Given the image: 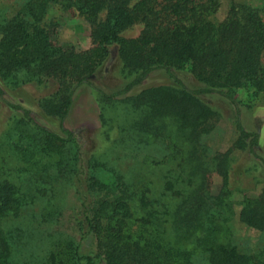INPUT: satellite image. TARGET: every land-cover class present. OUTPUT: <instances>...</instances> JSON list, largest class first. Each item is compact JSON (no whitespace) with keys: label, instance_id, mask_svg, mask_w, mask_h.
Here are the masks:
<instances>
[{"label":"trees","instance_id":"obj_1","mask_svg":"<svg viewBox=\"0 0 264 264\" xmlns=\"http://www.w3.org/2000/svg\"><path fill=\"white\" fill-rule=\"evenodd\" d=\"M54 3L73 6L93 23L105 11L92 32L93 48L78 52L52 41L54 25L44 16ZM218 6L217 0H24L13 15L0 18V78L12 88L56 80L58 89L40 106L59 119L62 135L8 101L1 85L0 99L20 112L19 122L43 138L46 156L59 154L56 163H66L62 150L75 139L63 123L74 90L90 83L88 78L101 64L116 56L126 81L111 94L93 87L100 96L125 94L152 71L164 69L176 85L148 88L132 97L133 108L146 111L140 129L157 121L167 135L197 136L213 114L200 95L217 92L237 106L234 94L240 89L264 93V17L253 7L232 4L226 18L215 23L211 16ZM139 19L145 23L139 35H121ZM185 67L202 86L189 89L176 77L175 71ZM235 126L240 146L254 153L258 134L243 127L237 107ZM22 156L29 160L32 153L23 149ZM77 157L71 169H77ZM178 167L167 172L156 196L148 187L134 191L120 179L114 184L111 178L92 175L87 188L78 190L76 240L54 241L35 261L18 256L22 234L0 226V264H193L197 253H204L209 264H264V248L247 253L233 243L226 225L232 207L225 192L210 199L204 173L185 170L181 163ZM29 203L19 185L0 178V220L18 215ZM239 218L264 232V187L259 196L243 200ZM87 237L95 241L92 253L81 250V240Z\"/></svg>","mask_w":264,"mask_h":264},{"label":"rangeland","instance_id":"obj_2","mask_svg":"<svg viewBox=\"0 0 264 264\" xmlns=\"http://www.w3.org/2000/svg\"><path fill=\"white\" fill-rule=\"evenodd\" d=\"M23 1L0 0V18L13 15ZM217 3L219 6L211 16L215 23L226 18L232 4L253 7L264 17V0H217ZM104 13L93 23L73 6L64 8L54 3L47 8L44 20L54 25L51 39L56 45L80 52L95 46L92 32ZM144 25L139 19L122 30L121 35L135 37ZM261 61L264 66V51ZM120 69L121 62L114 56L88 78L90 83L75 88L63 123L75 139L73 145L62 150L66 163H56L59 154L46 156L43 138L34 128L19 122L16 116L20 112L13 111L0 99V178L19 185L30 202L18 215H6L0 220L1 228L22 234L18 256L40 261L53 248L54 241L69 237L76 240L80 236L76 225L81 209L78 190L87 188L92 175L100 180L111 178L114 184L120 179L134 191L148 187L156 196L167 172L179 170V163L185 170L194 168L204 173L202 178L210 199L225 192L232 207V213H226V225L233 243L247 253L264 248V232L239 218L243 200L259 196L264 187V93L255 95L240 89L234 94L237 106L217 92L202 94L199 97L213 114L201 125L198 135H167L166 129H161L165 127L157 121L145 126V130L140 129L146 111L142 107L133 108L132 97L148 88L176 85L173 79L164 69H156L125 94L100 96L93 87L105 94L123 88L126 79ZM175 75L189 89L203 85L188 67L176 70ZM0 85L8 101L26 108L39 125L62 135L59 119L40 106L43 98L58 89L56 80L49 78L43 84L27 82L12 88L0 78ZM236 107L243 127L258 134L254 153L239 144ZM23 149L32 153L31 159L22 156ZM77 156L80 159L76 161L77 169H71ZM47 213L50 216H43ZM81 250L94 252V239H82ZM193 264L209 262L204 253H197Z\"/></svg>","mask_w":264,"mask_h":264}]
</instances>
